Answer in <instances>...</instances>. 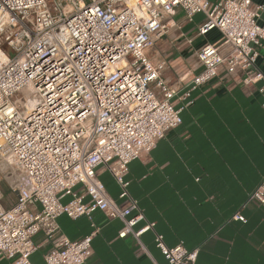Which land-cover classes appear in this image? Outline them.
I'll return each instance as SVG.
<instances>
[{"label":"built area","instance_id":"1","mask_svg":"<svg viewBox=\"0 0 264 264\" xmlns=\"http://www.w3.org/2000/svg\"><path fill=\"white\" fill-rule=\"evenodd\" d=\"M178 8L187 20L203 15L198 36L212 29L220 36L196 50L199 72L176 85L163 76L167 61L147 50ZM263 9L254 0H0L7 55L0 61V257L33 264V237L41 233L52 242L44 264H84L99 228L91 222L90 233L71 240L58 233L57 218L101 211L120 220L117 236H132L141 250L140 236L152 230L167 264H196L198 248L168 246L146 219L128 191V164L181 124L197 87L233 80L264 95V83L256 85L264 80L256 63ZM99 168L118 184L122 206ZM249 201L264 206V177ZM233 218L245 221L240 213Z\"/></svg>","mask_w":264,"mask_h":264},{"label":"crops","instance_id":"2","mask_svg":"<svg viewBox=\"0 0 264 264\" xmlns=\"http://www.w3.org/2000/svg\"><path fill=\"white\" fill-rule=\"evenodd\" d=\"M261 15L264 18V9ZM202 21L200 13L187 20L175 9L166 34L147 50L151 59L167 61L163 76L172 84L198 73L196 50L217 40H201L197 31ZM256 63L264 74V51ZM190 97L192 102L180 112L181 124L128 164L129 194L168 246L181 241L188 249L198 248L196 264H264V206L247 202L264 177V95L239 82L216 79L194 89ZM98 177L108 195L125 204L112 175L99 168ZM235 213L245 221L234 219ZM91 222L99 229L84 264H167L152 230L140 236L141 250L132 236H117L120 220L108 219L101 211H94L91 219L60 215L58 233L77 240L92 231ZM33 241L37 248L29 259L44 264L52 242L41 233ZM0 264L10 260L0 257Z\"/></svg>","mask_w":264,"mask_h":264},{"label":"rangeland","instance_id":"3","mask_svg":"<svg viewBox=\"0 0 264 264\" xmlns=\"http://www.w3.org/2000/svg\"><path fill=\"white\" fill-rule=\"evenodd\" d=\"M219 36H220L219 32L217 34V30L212 29L205 36L201 37V40H205L208 38V39H212V40L214 39V41H215L216 39L219 38ZM3 47L7 49L6 45H4ZM6 57H7V55L3 51H0V61L5 60ZM1 189L4 193H8L6 196L11 201L13 199V195L7 191L6 184L4 182L1 183ZM6 204H8V203H6Z\"/></svg>","mask_w":264,"mask_h":264},{"label":"bare ground","instance_id":"4","mask_svg":"<svg viewBox=\"0 0 264 264\" xmlns=\"http://www.w3.org/2000/svg\"><path fill=\"white\" fill-rule=\"evenodd\" d=\"M0 51H2V50L0 49Z\"/></svg>","mask_w":264,"mask_h":264}]
</instances>
